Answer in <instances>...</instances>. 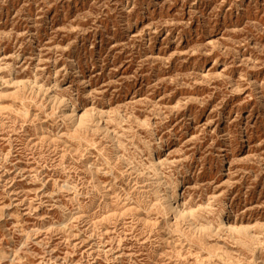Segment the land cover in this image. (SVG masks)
I'll list each match as a JSON object with an SVG mask.
<instances>
[{"label":"rangeland","instance_id":"obj_1","mask_svg":"<svg viewBox=\"0 0 264 264\" xmlns=\"http://www.w3.org/2000/svg\"><path fill=\"white\" fill-rule=\"evenodd\" d=\"M0 67V264H264V0H0Z\"/></svg>","mask_w":264,"mask_h":264},{"label":"bare ground","instance_id":"obj_2","mask_svg":"<svg viewBox=\"0 0 264 264\" xmlns=\"http://www.w3.org/2000/svg\"><path fill=\"white\" fill-rule=\"evenodd\" d=\"M1 67H0V76H1ZM19 84V83H18ZM28 84V83H27ZM31 85H32V83H30ZM17 85V84H16ZM28 87L30 86V85H27ZM27 86H26V88H27ZM40 87V86H39ZM34 88V87H33ZM32 88V91H34V89ZM28 89V88H27ZM30 90H31V88H29ZM38 90V89H37ZM40 90H42V92H43V89H41L40 88ZM49 90V89H48ZM39 91V90H38ZM48 92V91H47ZM44 93V92H43ZM47 94H49V93H47ZM37 95V94H36ZM45 95V94H44ZM37 97V96H36ZM58 97V96H57ZM8 98V97H7ZM45 98V97H44ZM52 99V98H51ZM35 101V100H34ZM53 103H57L59 106H62V108H64V109H67V107L68 106H66L67 105V102H66V100H64V99H53V101H52ZM49 103V102H48ZM57 105V106H58ZM70 107V106H69ZM1 111V110H0ZM46 111V110H45ZM63 117L65 118V119H71V120H75V124H76V127H77V130H78V132H80V135L81 136H86L85 134L87 133V132H91V131H95L97 128H99V127H101V123H102V114L100 113V112H98L96 109H94V108H91V109H86L82 114H80V115H74V112H72V113H63ZM103 128V127H102ZM101 128V129H102ZM104 129V128H103ZM103 129H102V132H103ZM99 131V130H98ZM97 131V132H98ZM101 131V130H100ZM96 132V131H95ZM105 132V131H104ZM82 133L84 134V135H82ZM109 133V132H108ZM88 134V133H87ZM93 134H95V133H93ZM80 135H79V137H80ZM96 135V134H95ZM109 135V134H108ZM91 136V135H90ZM88 137V136H87ZM109 137H110V135H109ZM84 138V137H83ZM80 139H81V137H80ZM89 139H91V137L89 138ZM93 139V138H92ZM129 139V138H128ZM79 140V139H78ZM86 140H88L87 138H86ZM94 140V139H93ZM89 142H87V143H90V142H92L91 140H88ZM84 143V142H83ZM99 143V142H98ZM121 144V143H120ZM90 145H91V143H90ZM93 145H95V143L93 144ZM93 147V146H92ZM90 149V148H89ZM118 158V157H117ZM116 158V159H117ZM115 159V160H116ZM119 160V159H118ZM114 161V160H113ZM117 161V160H116ZM120 161V160H119ZM109 165V164H108ZM125 164H123V166H124ZM163 165V162H161V161H157V162H155V164H154V166L156 167V169H155V174L153 175L154 177H152V178H146V179H144L143 178V180H140V178L138 179L139 181H137V183L136 184H140L139 186H140V188H142V189H144V190H142L143 192L141 193V195L143 194V196H141V198L143 199H140V200H142L141 201V203H143L144 205H145V207H146V209H147V212L149 211H151V212H155V213H157V215H159V216H161V217H163L164 219H167V221L169 220V219H171V218H173L174 220H176V224L177 225H175V227H176V229L177 228H179V227H181V225H187V224H189V227H191L192 226V224L194 223H191V221L190 220H192L191 218H189L191 215H193V212H194V210L193 209H191L187 204H185V202L184 203H181V201L182 200H184V197L182 196V194H178L177 195V198H174V197H172V195L170 196L169 195V192H168V195L166 194V195H164V196H160V194L158 195V193L159 192H157V191H155L152 195H150L152 192H153V190H156L157 188H162V187H164V186H167V184H164L162 181V178L160 177L161 175L163 176V174H162V172H161V170H160V168H161V166ZM127 167V166H126ZM88 168V167H87ZM128 168V167H127ZM91 169V168H90ZM97 169V168H96ZM88 170V169H87ZM139 170V169H138ZM91 171V170H90ZM93 171V170H92ZM91 171V172H92ZM124 172H126V171H124ZM127 172H129V171H127ZM130 172H133V171H130ZM129 172V173H130ZM135 172V171H134ZM133 172V173H134ZM139 172V171H138ZM137 171L134 173V174H140V172L138 173ZM100 173V172H99ZM128 173V174H129ZM132 173V174H133ZM92 174V173H91ZM96 174H98V172L96 171ZM144 174V173H143ZM95 175V174H94ZM105 175H107V174H105ZM130 175V174H129ZM145 175V174H144ZM132 176V175H131ZM138 176V175H137ZM140 177H141V175H139ZM146 176H147V174H146ZM133 177V176H132ZM142 177H144V176H142ZM93 179V178H92ZM95 179H96V177H95ZM130 180V179H129ZM128 180V181H129ZM96 181V180H95ZM94 181V179H93V182H95ZM98 181V180H97ZM132 181V180H131ZM150 181H154V182H150ZM165 181V180H164ZM99 183V182H98ZM130 183V182H129ZM96 184V183H95ZM135 184V185H136ZM100 185V184H99ZM132 186H133V183L131 184ZM96 186V185H95ZM180 186H182V183L180 184ZM100 187V186H99ZM151 188L153 189L152 190V192H150L151 191ZM166 189L167 190H171V187H166ZM133 190V189H132ZM139 190V189H138ZM183 190V189H182ZM181 189H176V192H181L182 191ZM136 191V190H135ZM102 192V191H101ZM139 192H141V191H139ZM103 193V192H102ZM105 193V192H104ZM103 193V194H104ZM138 194V193H137ZM80 195V194H79ZM94 195H95V193H94ZM99 195V194H98ZM102 195V194H101ZM105 195V194H104ZM146 195V196H145ZM148 195V196H147ZM81 196V195H80ZM140 196V195H139ZM138 196V197H139ZM107 197H108V195H107ZM137 197V198H138ZM101 198V197H100ZM104 198V197H103ZM130 198V197H129ZM79 199V198H78ZM94 199V198H93ZM99 200V199H98ZM103 200V199H102ZM101 200V201H102ZM138 201V200H137ZM101 203V202H100ZM140 203V204H141ZM136 204V203H135ZM79 205V204H78ZM105 205V204H104ZM108 205V203H106V206ZM113 205H114V203H113ZM143 205V206H144ZM127 206V205H126ZM104 207V206H103ZM118 207V206H117ZM122 207V206H121ZM120 207V208H121ZM136 207V206H135ZM129 208V207H128ZM127 209V208H126ZM125 209V210H126ZM132 209L133 208H131V211H132ZM85 211V210H84ZM113 211V210H112ZM127 211V210H126ZM126 211H125V213H126ZM130 211V212H131ZM196 211V210H195ZM105 212V211H104ZM129 212V211H128ZM146 212V211H145ZM109 213V212H108ZM136 213V212H135ZM139 213V212H138ZM110 214H111V212H110ZM110 214H108V215H110ZM121 214H122V216H124V212L122 213L121 212ZM127 214V213H126ZM80 215V214H79ZM114 215V214H113ZM134 215V214H133ZM81 216V215H80ZM83 216V215H82ZM106 216V215H105ZM104 216V217H105ZM116 216H118V215H116ZM121 216V215H120ZM121 216V217H122ZM84 217V216H83ZM110 217V216H109ZM108 217V218H109ZM113 217H115V216H113ZM137 217V216H136ZM82 218V217H81ZM107 218V219H108ZM118 218H119V216H118ZM135 218V217H134ZM138 218V217H137ZM111 219V218H110ZM114 219V218H113ZM112 219V220H113ZM140 219V218H139ZM188 219H190V220H188ZM109 220V219H108ZM142 220V219H141ZM83 221V220H82ZM107 221V220H106ZM110 221V220H109ZM108 221V222H109ZM188 221H190L189 223H188ZM110 222H112V221H110ZM169 222V221H168ZM178 222V223H177ZM191 223V224H190ZM172 226V225H171ZM193 227V226H192ZM231 229L232 230H241L242 228L241 227H238V226H235V225H233V226H231ZM164 231V230H163ZM200 233H202V232H200ZM200 235V234H199ZM194 238V237H193ZM193 242V241H192ZM184 244V243H183ZM98 257V256H97Z\"/></svg>","mask_w":264,"mask_h":264}]
</instances>
